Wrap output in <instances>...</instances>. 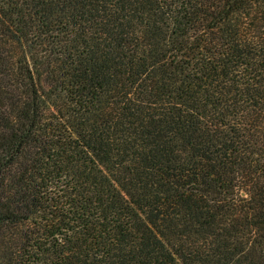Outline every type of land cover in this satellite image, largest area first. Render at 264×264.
Masks as SVG:
<instances>
[{"label": "trees", "instance_id": "trees-1", "mask_svg": "<svg viewBox=\"0 0 264 264\" xmlns=\"http://www.w3.org/2000/svg\"><path fill=\"white\" fill-rule=\"evenodd\" d=\"M0 264H264V0H0Z\"/></svg>", "mask_w": 264, "mask_h": 264}]
</instances>
